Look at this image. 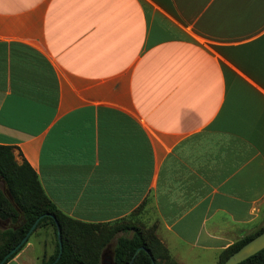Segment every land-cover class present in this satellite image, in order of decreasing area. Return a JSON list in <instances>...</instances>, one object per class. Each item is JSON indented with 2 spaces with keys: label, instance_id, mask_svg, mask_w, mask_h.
Wrapping results in <instances>:
<instances>
[{
  "label": "crops",
  "instance_id": "0c3cea01",
  "mask_svg": "<svg viewBox=\"0 0 264 264\" xmlns=\"http://www.w3.org/2000/svg\"><path fill=\"white\" fill-rule=\"evenodd\" d=\"M0 145L67 217L214 264L264 218V0H0Z\"/></svg>",
  "mask_w": 264,
  "mask_h": 264
},
{
  "label": "trees",
  "instance_id": "16d2710c",
  "mask_svg": "<svg viewBox=\"0 0 264 264\" xmlns=\"http://www.w3.org/2000/svg\"><path fill=\"white\" fill-rule=\"evenodd\" d=\"M0 220L8 221L9 226L0 233V262L5 255L16 247L22 240L31 225L42 216L36 224L32 233L39 227L50 225L53 229L54 251L53 254L41 261L40 264H51L58 254V243L56 239V225L60 230L62 241V252L60 258L54 264H99V256L96 253L93 260L88 263L77 262L70 254V247L67 240H76L86 234L91 225L73 220L62 214L55 205L46 197L37 176L26 162L17 163L14 159L12 148L0 145ZM55 220V221H54ZM119 225L107 233L104 244H99V250L105 245L112 235L117 231H131L130 237H119L116 246L112 250L113 264H128L136 249L141 248L135 255L132 264H175L172 261L167 249L161 244L155 235H147L150 228L137 226L130 222H119ZM264 231V225L256 231L250 233L238 243H234L220 253L219 262L221 264L229 255L239 249L242 245ZM31 233V234H32ZM30 234V235H31ZM154 234V233H153ZM23 243L2 264L7 263L23 246ZM105 250V249H104ZM100 254V253H99ZM264 256V249L242 261L239 264H255ZM164 259L165 262L159 261Z\"/></svg>",
  "mask_w": 264,
  "mask_h": 264
},
{
  "label": "rangeland",
  "instance_id": "374dc122",
  "mask_svg": "<svg viewBox=\"0 0 264 264\" xmlns=\"http://www.w3.org/2000/svg\"><path fill=\"white\" fill-rule=\"evenodd\" d=\"M0 185H2V183H0ZM119 225H126V224L121 223V224H115V225H99L96 227H91L87 231L86 234H83L78 239H76V240L72 239L71 241L67 240V243L70 247L69 249H70L71 256L77 262L88 263V262H91L93 260L94 255L97 253L99 256V264H100V256H101V253L104 251V249L109 248L112 251L113 248L116 246V241L119 237H130L132 234V232L130 230L129 231H121L120 230V231L115 232L112 235V237L107 242H105L107 244L105 245V247L100 252L99 244H101L102 242L104 244V239H105L107 233L110 232L112 230V228L119 226ZM263 225H264V218L255 227L250 229L245 235H243L239 240H237L235 242V244L238 243L240 240H242L247 235H249L250 233L256 231L259 227H261ZM8 226H9L8 222L0 220V233L2 232V230L4 228H6ZM143 227L145 228V226H143ZM150 227L151 226H149L148 228H150ZM156 228H157V226H156V224H154L151 227V230L146 231L147 232L146 234L151 235V236L152 235L156 236V232H155ZM219 257H220V254L218 255V258L214 264H217L219 262ZM159 261L165 262L164 259H160ZM172 261L175 264H188V263H179V262L175 261L174 259H172ZM255 264H264V256L261 257Z\"/></svg>",
  "mask_w": 264,
  "mask_h": 264
},
{
  "label": "water",
  "instance_id": "95a60500",
  "mask_svg": "<svg viewBox=\"0 0 264 264\" xmlns=\"http://www.w3.org/2000/svg\"><path fill=\"white\" fill-rule=\"evenodd\" d=\"M41 217L42 216H40L38 219H36V221L31 225L30 229L27 231V233L22 238V240L19 242V244H17L14 249H12L9 253H7L5 255V257L0 262V264H2V262L7 257H9L13 252H15L16 249H18L23 243H25L27 241L28 237L30 236V234L32 233L34 228L36 227V224ZM55 225H56V239H57V243H58V254H57V257L55 258L54 262L51 264H54L55 262L58 261V259L60 258L61 252H62V241H61V237H60V230H59V227H58L56 222H55ZM140 249L141 248H138L135 250L133 257L131 258V260L129 261L128 264H132L135 255L138 253V251ZM262 249H264V231L262 233L258 234L257 236H255L254 238H252L251 240H249L244 245H242L239 249H237L235 252H233L231 255H229L221 264H239L242 261L248 259L249 257L255 255L256 253H258ZM103 256H104V251L101 253V256H100V264H104L103 263ZM151 263L154 264L152 259H151ZM109 264H113L110 256H109Z\"/></svg>",
  "mask_w": 264,
  "mask_h": 264
},
{
  "label": "flooded vegetation",
  "instance_id": "af4514ba",
  "mask_svg": "<svg viewBox=\"0 0 264 264\" xmlns=\"http://www.w3.org/2000/svg\"><path fill=\"white\" fill-rule=\"evenodd\" d=\"M110 253H111V251H110L109 248H106V249L104 250V257H105V259H108V260H105V261L103 262L104 264H109V256H110Z\"/></svg>",
  "mask_w": 264,
  "mask_h": 264
}]
</instances>
